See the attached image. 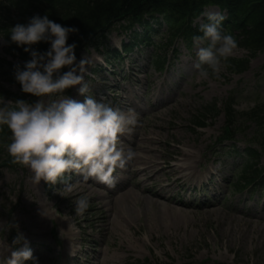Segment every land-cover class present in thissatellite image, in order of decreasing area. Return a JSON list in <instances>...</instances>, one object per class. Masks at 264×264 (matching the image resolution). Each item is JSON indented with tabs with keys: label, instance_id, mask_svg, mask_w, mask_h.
Listing matches in <instances>:
<instances>
[{
	"label": "rangeland",
	"instance_id": "obj_1",
	"mask_svg": "<svg viewBox=\"0 0 264 264\" xmlns=\"http://www.w3.org/2000/svg\"><path fill=\"white\" fill-rule=\"evenodd\" d=\"M210 13L222 14L218 8H206L196 26L208 23ZM154 38L155 48H165L164 40ZM122 41L127 38L115 29L99 40L97 49H83L77 60L85 53L91 59L85 80L97 99L138 114V125L118 142L125 149L132 147L138 156L113 173L117 179L113 187L101 183L103 197L89 199L82 215L74 213L75 193L67 198L66 192H57L62 184L50 188L44 181L36 184L26 166L0 167V223H5L0 225V247L6 249L16 236V229L8 231L7 223L14 222L39 264H94L100 251L106 264H264V193L234 189L240 183L241 152L254 132V124L243 114L264 103V51L250 60L242 74H232L223 66L218 78L205 80L193 67L197 61L193 41L178 40L173 52L164 51L161 56L167 52L170 63L163 73L151 64L155 49L145 45L122 57L119 64L106 62L102 46L120 49ZM6 47L0 40V64L11 60ZM247 56L237 47L230 58ZM0 86L11 94L17 92L5 82ZM69 93L83 99L76 88H69ZM229 102L238 115L234 125L238 130L233 142L219 144ZM212 104L217 112L205 111ZM202 118L206 126L195 129L193 123ZM232 150L237 154H230ZM142 156H152L154 171L159 172L146 182L145 191L134 186ZM181 159L190 161L192 168L177 167ZM259 165L264 167L263 156ZM81 178L71 175L75 184L82 183ZM128 190L134 193L132 199L119 200L108 193ZM40 205L46 207V215ZM109 213L118 223L107 231ZM38 219L42 223L37 227ZM66 227L71 229L69 239ZM39 233L42 237H37ZM67 245L72 252L64 253Z\"/></svg>",
	"mask_w": 264,
	"mask_h": 264
},
{
	"label": "clouds",
	"instance_id": "obj_2",
	"mask_svg": "<svg viewBox=\"0 0 264 264\" xmlns=\"http://www.w3.org/2000/svg\"><path fill=\"white\" fill-rule=\"evenodd\" d=\"M223 20L220 13L208 14L209 22L199 26L201 34L192 37L197 49L193 67L200 79L218 78L238 47L232 34L221 31ZM77 31L53 21L48 14H35L7 32L10 42L22 46L30 56L22 67L14 66V79L23 93L38 99L30 103L23 99L6 101L0 96V129L6 127L10 131L6 150L13 163L31 171L34 183L62 184L58 193L73 192V173L83 180L95 178L113 187L117 182L113 173L125 169L138 156L132 147L125 149L118 144L123 133L138 125V114L91 93L85 76L92 61L87 53L77 60L75 42L66 43L69 35ZM39 42L49 47L42 52L32 47ZM69 88H76L83 99L65 95ZM189 164L181 159L177 167L186 169ZM88 207L86 194L75 199L76 215H82ZM7 224L8 231L16 229L17 234L6 249L0 248V264H39L18 225ZM71 227L76 230L74 224Z\"/></svg>",
	"mask_w": 264,
	"mask_h": 264
},
{
	"label": "trees",
	"instance_id": "obj_3",
	"mask_svg": "<svg viewBox=\"0 0 264 264\" xmlns=\"http://www.w3.org/2000/svg\"><path fill=\"white\" fill-rule=\"evenodd\" d=\"M210 5L225 12L221 27L236 38L238 47L248 51V58H229L225 66L232 73H243L248 67L249 58L264 51V0H0V35L7 43L6 54L17 61L15 64L3 62L0 66L3 79L15 85L17 93L11 94L0 88V96L6 101L23 99L30 103L36 98L23 93L14 79V66L19 64L22 67L30 56L22 46L10 42L7 35L8 29L17 23H26L35 14H48L57 23L75 27L78 31L70 34L66 43L75 42L74 51L78 57L80 51L89 46L97 49L99 40L115 29L127 38L126 42H122V54L132 52L139 46H152L155 35L163 34L165 48H170L177 39L190 43L193 36L201 34L194 20ZM138 28L141 30L138 31ZM32 47L42 52L49 45L39 42ZM102 49L106 62L119 64L122 54L116 48L104 45ZM161 52H164L163 48L156 49L152 62L159 71L166 65V58L159 56ZM64 94L68 95L69 89ZM215 110L214 105L205 109L208 113H215ZM243 115L246 121L254 124V132L248 147L242 152L244 169L241 180L245 181V186L257 182V186L264 190V169L255 165L264 154V103ZM237 116L232 104L227 103L225 117L228 126L224 130L227 140L232 139L235 130H238L234 127ZM196 126H204L203 120L198 121ZM9 137L10 131L6 127L0 129V165L16 166L18 164L13 163L12 157L4 152L10 142ZM253 145L258 147V151L253 149Z\"/></svg>",
	"mask_w": 264,
	"mask_h": 264
},
{
	"label": "bare ground",
	"instance_id": "obj_4",
	"mask_svg": "<svg viewBox=\"0 0 264 264\" xmlns=\"http://www.w3.org/2000/svg\"><path fill=\"white\" fill-rule=\"evenodd\" d=\"M127 103H128V101H127ZM151 142H153V139H151ZM143 150L144 151H150V149L147 147H143ZM151 157L152 156L139 157V167L134 172V174L138 173L137 178L139 177V179L134 182V186L135 187H137V186L142 187L141 191H145L144 185L146 184V182L150 181L151 179H153L154 176L159 174V172L154 171L157 168V165H156V162L151 159ZM191 168H192V166L189 165V167L186 169H191ZM171 170L174 171L175 168L173 167ZM188 178H190V176H188ZM80 182H82V183L75 184V188H74L73 192H71V193H75V195H74L75 197L80 196V195H85V194L88 196V198L90 200H92V199L97 200L96 197H98V198L103 197L104 194L102 193V190H103L102 184L99 181H97L95 178H88L87 180H83L81 178ZM71 193H66V197L68 198L69 194H71ZM108 193L110 194V196H111V194L113 196H117V199H119V200H123L126 198L132 199V196L134 195V193L131 190L122 192L120 194H118L117 192L114 193L111 191ZM39 208L42 210L44 209L45 210L44 215H46V213H47L46 207L44 205H40ZM168 208H171V207H168ZM175 215L177 217L178 212L175 211ZM105 222H106V230L107 231L110 229H113L115 227V225L118 223L117 219L113 218L110 213L105 218ZM41 223H42L41 219H38L35 221V224L37 227H38V224H41ZM64 224L66 225V223H64ZM66 229H67L66 235H67V238L69 239L70 236L72 235L71 229L69 227H66ZM39 234L40 235L37 237H40V236L42 237V233H39ZM72 250L73 249L67 245L64 248V253L72 252ZM93 261H94V264H106L107 259L102 254V252L100 251V256L93 258Z\"/></svg>",
	"mask_w": 264,
	"mask_h": 264
}]
</instances>
